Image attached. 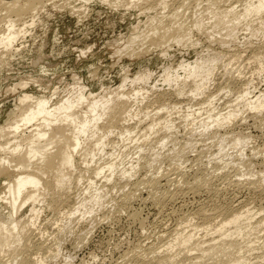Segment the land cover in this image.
Listing matches in <instances>:
<instances>
[{"label":"rangeland","instance_id":"1","mask_svg":"<svg viewBox=\"0 0 264 264\" xmlns=\"http://www.w3.org/2000/svg\"><path fill=\"white\" fill-rule=\"evenodd\" d=\"M64 1L45 0L46 6L38 11V19L31 28L33 31L24 35L20 33L9 48L12 51L5 54V65L0 69V124L5 123L8 113L17 104L16 97L23 92L52 96L50 103L68 96L70 93L67 90L77 84H83L86 91L94 95L109 89L129 92L132 84L117 89L122 75L127 74L131 78L145 68L153 71V77L147 84L134 83L133 88H150L158 79L165 60L177 63L181 59L195 57L191 46L173 44L165 58L158 48L140 43L134 45L138 53L130 56L124 47L132 27L138 21L139 29L147 26L142 25L145 20L140 15L142 11L115 8L101 0ZM180 1L168 0L165 9L156 5L153 11L160 18L162 14L178 8ZM207 2L202 0L195 6L194 0H185V11L190 14L198 10L197 15L204 13L203 17L207 18L208 10H201ZM221 2L219 6L222 7L233 5L240 8L243 5V0ZM0 10V14L3 12L4 15L1 7ZM238 26L236 36L227 44L214 41L220 35L207 31L206 27V30H193L191 37L199 42L194 47L197 52L208 44L215 53L223 54L204 91L177 96L165 86L151 90L147 99L135 106L138 116L120 121L121 126L130 128V135H118L120 124L117 123L118 128L106 138L102 153L93 158L90 155H75V168L68 170L71 181L65 190H61L64 193L62 201L58 199L51 205L46 202L39 204L40 213L33 226L36 229L30 234L31 242H28V256L34 263L43 260L44 264H137L139 261L155 264L153 258L162 248V253L172 250L177 254L179 251H174L179 249V245L163 251L173 242L177 228H183L184 232L194 231L195 238H200L206 228L237 211L249 210L254 220H264V108L258 113L243 106L240 97L246 82H250L251 86L249 97L264 92V75L257 72L259 59H264V36L250 37L251 42L243 44L244 37H249V31L243 23ZM1 27L4 25L0 22ZM17 81H25L26 86L21 85L23 87L20 88ZM12 84L17 85L15 89L11 88ZM161 103H166L164 105L169 108L159 111L160 105L164 106ZM231 109L239 110L237 117L221 127L207 118L208 113L224 114ZM156 112L158 115H154ZM190 112L194 113V118L186 117ZM152 120L156 121L153 131L145 127ZM163 120H170L173 126L167 129ZM204 120L211 122L208 128H204ZM21 129L27 132L33 128L29 125ZM238 134L246 140L243 144L233 145L230 138ZM165 135L167 138L163 137ZM109 162H117L118 167L107 179L109 171L106 165ZM96 167L104 169L95 175ZM131 167H135L134 172H125ZM78 176L81 179L78 180ZM151 177L160 179L156 190L151 186L149 189L143 182ZM1 181L0 191L3 187ZM132 187L136 191L125 200V194ZM99 191L105 193L99 200L89 198ZM83 197H88L84 206L78 204ZM46 204L50 209L45 207ZM29 213L26 206L21 208L24 219ZM251 232L236 237L242 245H253L249 252L243 248L237 255H245L252 264L256 261L264 264V260L258 258L264 247V224L254 234ZM258 242L263 247L256 246ZM195 250L183 249L184 252H179L180 256L175 255L173 260H178L173 263L187 264L194 258L201 263V258L198 259L200 251L197 250L198 254ZM219 254L213 257L218 258ZM220 257L224 262V255ZM7 258L4 254L2 262ZM202 258L201 264L211 262V259Z\"/></svg>","mask_w":264,"mask_h":264},{"label":"bare ground","instance_id":"2","mask_svg":"<svg viewBox=\"0 0 264 264\" xmlns=\"http://www.w3.org/2000/svg\"><path fill=\"white\" fill-rule=\"evenodd\" d=\"M101 1L115 8L123 7L126 10L132 9L143 12V14H140L145 17L144 24L142 25H147L145 26L147 30H141L142 28L139 29L138 24L140 21L135 23L133 27L131 25L132 31L128 36L127 45L124 47V51L129 53L130 56L138 53L134 45L140 43V45L149 44L147 46L155 47V49L158 48L161 56L165 58L169 54L168 50L173 44L191 46L195 51V57L191 60L181 59L177 63H169L165 60L161 67V72L159 71L158 79L155 78L156 81L150 88H144L143 86H134L133 88L134 83L137 85L147 84L153 77V71L145 68L137 72L136 75L131 78L127 74L122 75L121 84L117 89L119 87L124 88L127 84H132L130 88L131 91L129 92L124 91L123 88V91H114V89L110 91L109 89L101 94L94 95L91 91H86L83 84H77L76 86L73 85L74 87L72 89L67 88L70 94L68 96L66 95L67 97L65 96L59 99L55 103H50V98H52V96L50 97L45 94L34 95L23 92L19 97L17 96L18 98L16 97V99H18L17 104H15L14 109L8 113L5 123L0 124V179H2L1 182H3V187L0 191V264L34 263L28 256V242H31L30 239L32 237L30 238V236L34 233L33 226L35 225V218H37L40 213L41 208L39 204L46 202L51 205L58 199V201H60V199L62 201V195L64 194L62 193V189L68 187L71 181V175L68 170L75 168V155L79 154L80 156L84 155L86 157L90 155L91 158H93L99 155V153H102L106 138L115 132V128L117 127L116 124H120V121H126L128 117L130 119L131 117L133 118V116H138V109H136L135 106H137L139 102L142 103L143 99L148 96V92L164 86L165 88H170L172 93L177 96L183 95L186 92L198 94L204 91V86L211 79L209 76L216 65H218V61L220 62V59H222L221 57H223V54H221V52L215 53L208 44H205L204 47H202L203 49L200 48L201 50L199 49L200 51L197 52L194 47L199 43L198 39L194 40L191 37L194 29L201 30L206 27V29L208 28L207 31H215L220 37L218 39L213 38L212 40L215 39L214 41L219 44L229 43L234 35L236 36L235 31L241 23H243L246 30L249 31L248 39H246L247 36H243L245 38L242 42L243 44H249V42H251L250 37L260 38L264 36V0H243V5H241L240 8L233 5L219 6L221 1L226 0H206L208 1L206 3L207 5L205 4L206 6L204 8L202 7L203 9L201 8V10H208L207 13L209 17L207 16V18L203 17L206 15L204 13L203 15H197L196 12L198 10L195 12L191 9L194 12L188 14L185 11L187 8L185 7V0H181L178 2L180 3L178 8L174 9L171 13L162 14L160 18L157 15L159 18H157V20V16L153 9L156 5L165 9L168 6V0ZM201 1L202 0H194L195 6H198ZM64 2H67V0ZM60 4L63 5L64 3L60 2ZM45 6V0H10L6 2L0 0V7L4 10V15L3 12L0 14V22L4 25V27L0 28V69L5 65L3 63L5 54H9V52L12 51L9 49L10 46L17 40L20 33L24 35L31 30L38 19V11L45 8ZM151 11L154 12L153 15ZM144 12L146 14H144ZM206 19L207 22H205ZM209 35L211 34H208V36ZM118 50L122 51L120 49ZM258 62L259 67L257 72L264 75V59H259ZM77 80L78 79H76V81ZM25 83V81H20L16 84L20 85V88H22L23 86L21 85ZM12 85L11 88L14 87L12 89H15V86H17H14V84ZM243 85V94L240 95L242 105L258 111L259 113V111H262L264 108V92L249 97L252 93V91H250L251 86H249L250 82H246ZM186 88H188V90H186ZM164 104L167 105L166 103ZM165 105L162 107L160 105L158 110H166L168 106ZM238 111V109H231L224 114L219 112L216 114L208 113L207 118L215 122V125L221 127L232 118L237 117ZM157 113L158 112L154 115H158ZM147 116L148 114H146V117ZM190 116L194 118V113L190 112V114L186 115V117ZM152 121L145 126L151 131L154 130L156 124V121ZM168 121L163 120V126L170 129L173 125L170 123V120ZM203 123L205 125L204 128H208L211 122L209 123L208 120L205 122L204 120ZM29 125L32 126L33 129L29 131L26 130L27 132L21 129ZM120 126L119 128L117 127L119 129V131L117 130L119 132L118 135H130V128L128 129L126 126ZM163 137L167 138L166 135ZM232 137L233 138L230 139H232L233 145L243 144L246 140L244 136L239 134ZM229 142H231V140ZM116 163L117 162H109L106 165L109 171V178L107 179H110L115 173L114 171L118 167ZM103 169L104 167H96L94 170L95 175L100 174ZM132 170L135 171V167L126 169L125 172ZM79 179L81 178L79 177L78 180ZM159 180L151 177L143 182L149 186V189L151 186L156 190L157 187L155 188V186H157ZM146 185L143 186L146 187ZM135 189L136 188H133L130 192L125 194V200L133 196L136 191ZM101 192L92 193L89 198L94 201L99 200V198L103 197L102 194L104 192ZM83 198L79 203L77 202L79 205H85L84 201L87 200L88 197ZM47 204L45 207H47ZM57 204H55V206ZM49 205L47 208H49ZM24 206H26L30 212L27 219H24L25 215H23L24 217L21 216V208ZM75 210H77V208ZM70 214L73 213L70 212ZM263 224V219L254 220L249 210H243L232 213L217 224H212L210 228L204 230L203 237L201 236L200 238H195L196 232L194 231L190 230L184 232L183 228H181L182 230L177 228L174 230L176 232L174 235H176L172 238L173 242L169 241L170 243L163 251L169 250L173 245H179V249L174 250L179 251L176 252L177 254H174L172 250L170 253H162V248L156 258H153L156 262L154 263L174 264L173 261H177L178 257L176 256L177 260H173V258L175 255H178L179 252L196 249V252L197 250L200 251V254L197 252L199 254L197 255L199 257L198 259L201 258V263L202 257H206L208 261L211 259V262L207 264H252L245 255H237V253L239 254V252H242L241 250L243 248H245L244 251L248 250L249 252L252 250L253 245L250 246V244L247 245L246 243L242 245L236 237L241 233L248 234L250 231L255 233ZM247 238L245 237V239ZM259 243L261 242H258L256 246H258ZM175 248H177V246H175ZM263 249H261V251L259 250L262 252L261 256L258 257L259 260H264ZM218 252H220V256L224 255V262L221 260L223 259L222 257L219 258V255H217L218 258L216 256L215 258L213 257V255ZM4 254H7L8 258L2 262L1 258ZM194 254L192 255L193 257H195ZM182 255H184V253ZM189 262L190 264H201L200 261H197V258H194L193 261L189 260ZM256 262L254 264H256ZM35 263L44 264L43 260H36ZM137 264H152V262L139 261Z\"/></svg>","mask_w":264,"mask_h":264}]
</instances>
